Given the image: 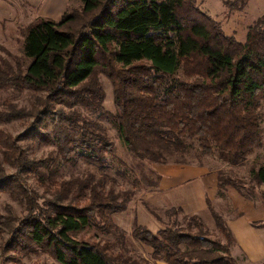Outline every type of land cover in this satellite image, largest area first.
I'll return each mask as SVG.
<instances>
[{"label":"trees","instance_id":"1","mask_svg":"<svg viewBox=\"0 0 264 264\" xmlns=\"http://www.w3.org/2000/svg\"><path fill=\"white\" fill-rule=\"evenodd\" d=\"M81 1L80 11L57 22L40 18L28 26L23 54L32 62L12 77L0 69V87L41 96L27 111H0V123L28 117L31 123L21 138L54 146L67 165L82 160L102 167L104 155L112 152L94 114L111 118L127 151L141 159L165 162L157 154H183L196 142L202 154L215 153L236 165L260 147L264 19L239 42L202 13L196 0ZM247 1L226 4L241 9ZM97 70L112 85L115 112L109 117ZM5 164L15 173L9 175ZM40 167L47 169L48 161L29 160L15 138L0 129V195L16 197L21 191L30 206L18 225L10 216L0 220V233L11 236L6 249L29 253L38 248L59 264H138L121 258L115 263L108 242L71 236L91 226L113 227L108 214L124 211L125 200L111 189L98 190L89 179L72 178L58 184L65 195L42 208L21 177L41 175ZM250 176L264 186V166ZM227 184L235 185L220 179L221 187ZM212 217L226 247L204 236L193 216L157 233L137 224L132 236L152 249V259L166 264H236L229 257L230 230L220 216Z\"/></svg>","mask_w":264,"mask_h":264},{"label":"rangeland","instance_id":"2","mask_svg":"<svg viewBox=\"0 0 264 264\" xmlns=\"http://www.w3.org/2000/svg\"><path fill=\"white\" fill-rule=\"evenodd\" d=\"M57 1L49 0V11H45L48 4L33 7L26 0H0V69L10 77L18 72L23 74L32 62L23 54L24 38L29 25L40 18L57 22L63 14L78 12L82 8L81 0H66L60 5ZM227 2L231 3L233 0H196V5L220 26L226 36H233L237 41L244 42L249 28L257 20L264 19V0H248L241 9L228 8ZM95 74L105 93L103 111L109 117L115 112L112 85L100 70ZM40 96V93L27 89L0 87V111L9 113L15 110L14 114L21 110L27 111ZM79 109L83 115H87ZM259 113L261 145L236 165L219 160L215 153L202 154L196 142L191 143V147L183 154H157L165 162L138 158L127 151L110 122L111 118H99L98 114H94L92 119L101 125L113 146L112 152L104 155L102 167L82 160L74 165H67L60 159L54 146L33 138L22 139L23 131L31 123L24 115L9 122H1L0 129L15 138L16 144L29 160L48 161L47 169L39 168L41 175H21L28 195L30 190L38 195L36 201L40 207L46 208L49 201L64 196L65 191L60 193L58 184L72 178L89 179L91 184L97 185L98 190L105 192L111 189L119 195V201H126L124 211L108 214L113 227L106 229L103 226H91L71 235L76 240L100 245L108 242L111 246L108 254L115 259V263L121 258L138 264H166L152 259V249L133 238L134 227L138 224L157 233L177 222L181 223L183 216L198 218L204 236L226 247V236L216 227L212 217L214 213L225 221L230 230L232 242L228 246L229 257L236 264H263L264 186H258L250 176L252 170L264 166V105ZM192 166L209 174L205 176L196 169L179 171ZM5 169L9 175L15 173L7 164ZM212 175L216 176V195L212 198L210 195L201 196L205 179ZM220 179L235 185L221 187ZM161 186L162 190L159 189ZM19 195H0V220L10 216L14 224L18 225L27 218L30 209L28 200L21 191ZM171 209L181 210L168 215L167 212ZM10 237L7 233H0V264H59L38 248L29 253L6 249L5 244ZM252 255L261 257L256 256L252 262Z\"/></svg>","mask_w":264,"mask_h":264},{"label":"crops","instance_id":"3","mask_svg":"<svg viewBox=\"0 0 264 264\" xmlns=\"http://www.w3.org/2000/svg\"><path fill=\"white\" fill-rule=\"evenodd\" d=\"M27 1V3L30 5V6H33V7H38L39 6V4H48L47 6V9L45 10V11H49V0H26ZM65 1L66 0H58L57 1V3H58V5H60V4H64L65 3ZM187 168V167H186ZM186 168H181V170H179L180 172H182V171H185V172H188V171H186V170H189V171H192V170H198L199 172H203L204 174H205V176L207 175V174H209V173H206V171H204V170H202V169H200V168H197V167H195L194 168V166H192V167H188V169H186ZM190 168H193V169H190ZM215 179H216V176L215 175H212L211 177H209V178H207V179H205V181H204V184H203V187H202V189H201V196H206L207 197V195H210L209 197H214L215 195H216V181H215ZM163 188H164V185H163ZM162 188V186H161V188H159L160 190H162L163 189ZM206 202V201H205ZM179 207H181V208H183V209H185L184 208V206H179ZM187 208V207H186ZM229 229V228H228ZM253 257H252V262H254V258L256 257V256H258V257H261V255H252ZM262 256H264V255H262ZM261 261H264V259L263 260H261Z\"/></svg>","mask_w":264,"mask_h":264}]
</instances>
